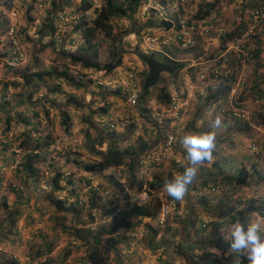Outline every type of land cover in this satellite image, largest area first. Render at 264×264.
Returning <instances> with one entry per match:
<instances>
[{
    "label": "rangeland",
    "instance_id": "1",
    "mask_svg": "<svg viewBox=\"0 0 264 264\" xmlns=\"http://www.w3.org/2000/svg\"><path fill=\"white\" fill-rule=\"evenodd\" d=\"M3 1L0 0V22H2L0 28L1 24L5 22L3 19ZM50 1L22 0L20 37L26 48V62L14 69L0 66V81L7 84L5 87L0 85V142L7 140V143L3 145L0 143V264L1 261H7L11 258L17 260L19 264H46V258L51 259V262L47 264H191L180 253L176 252L177 244L183 242L181 230L179 229V233L175 231V229L183 227L181 221L191 219L193 215L195 216V225L199 218L202 220L213 219L214 203L219 197L237 200L239 205L245 204L248 199H253L257 203L264 202V182L238 186L226 178V175L235 174L236 168L242 164L249 168L254 164L260 173L264 174V123H261L264 109L255 106L249 100L252 85L264 87V62L259 63L260 60L264 59V30L260 31L259 36L261 41L259 56L253 60H242L234 70V79L230 80L229 83L221 80L223 75L215 66L217 59L223 55L221 52L218 55L216 53L217 39L219 38L216 33L211 35V39L200 40V43L194 48L175 49L172 53L164 51L169 54V58L181 61L183 65L175 76L165 71H158V83L166 87L165 89L169 91L170 95L183 92L188 97L189 108L181 120L184 121L180 123L182 129H174L175 146L172 149V155L157 166L146 169L144 180L146 187L148 181L158 183L159 187L150 189L151 198L157 197L159 201L166 202L170 206V216L166 223L171 226L176 225V227L173 228L172 226L171 233L169 231L164 233L163 227H157L158 234L152 242L157 246L151 250L144 244L149 238L146 224L148 223L153 227L156 225L154 219H142L143 227L137 223L133 226L142 227V231L136 236H130L128 230L125 234L126 229L132 226L127 225L125 229H118V234L104 233L96 249H93L90 244H83L74 239L71 228L75 225V221L71 219L70 215L55 211L53 206L47 202L46 194L51 189L49 184L51 177L55 171L60 173L70 171L75 180L69 184L64 179L59 180V185L62 188L51 191L53 196H68L69 199L65 200L71 202L77 193L81 194L83 202L77 204L81 207L78 219L88 220L91 216V221L87 222L85 227L91 224L95 230L98 226L104 225V229H109L112 226L110 224L117 221L118 218H123L126 221L129 219L128 213L123 212L122 216L117 217L116 220H109L113 210L106 211L111 206L109 199L115 194L110 183L111 175L117 181L124 183L128 181L129 169L135 165V158L143 151V148L140 149L139 146L143 140L155 141L154 137L161 135V129L155 127L156 132L149 134L147 132V115L144 112V116L143 110L140 109L141 114L139 115H136L135 110L132 111L128 108L122 110L119 105H124L123 100L116 97L112 89H95L94 85L85 84L86 77H83V82L78 84L75 81L73 83L60 81L53 76L47 77L44 81L50 87L59 81L64 93H66V97L59 98L57 96L56 99L50 97V92L47 89L43 87L33 89V87L26 86L22 82V79L17 76L22 69H45L60 61L69 64V61L62 54H59L60 49L62 47L63 50L73 51L77 46L78 34L71 29L69 23L58 24L56 19L55 22L58 24L57 40L48 44L49 37L38 38L37 28L33 26L36 21L38 25L47 15ZM53 1L57 2L58 0ZM78 1L71 0L69 3H63V13H75L71 11L74 10ZM91 1L96 8L101 2V0ZM207 1L209 0H185L180 5V14L186 18L194 19L198 6ZM255 1L246 0V4L238 7L232 4V0H222L218 11L212 12L207 20L217 26L214 29L216 32L221 29L229 31L241 19L246 23L243 32L251 26L253 29L254 23L249 18L248 11L249 5ZM58 12L60 11L56 13L58 14ZM77 14L80 16L79 12ZM175 14V12L170 13L172 16ZM85 16L87 18L92 17L93 10L89 9ZM131 17L132 20L138 19L135 22L146 29L147 25L144 26V19L140 20L134 13ZM130 26L131 24L125 18L112 19V31L116 37L118 34L120 38L115 42L99 33L96 43L97 60L99 64L109 60L112 47L117 45L121 50V62L135 63L134 66L142 85L145 77L147 80L148 76H145L146 67L137 58L136 51L139 50L144 53L153 51L145 50L142 45L138 44L135 29L130 33L123 31V28ZM247 36L241 46L242 52H246L248 45L253 42V38L249 36L247 39ZM69 37L75 38L71 44L67 43ZM228 45L229 43L226 46ZM160 53L153 52L152 55L161 59ZM58 66L59 68L62 67L60 64ZM68 68L72 74L80 69L72 64H69ZM211 68L218 69L215 76L209 72ZM220 70L222 73L224 72V68ZM102 71L100 73L104 74ZM201 72L205 76L200 77ZM220 80L231 87L233 97H235L234 101L245 108L247 112L245 121H232L225 114L207 109L204 105L207 104L208 96L218 91L217 83ZM155 87L156 84L152 85L146 94L147 97H150L146 101L149 108L154 103ZM29 90H33L31 95H28ZM202 103L203 106H200ZM103 107H106L105 112ZM200 107L201 115H198ZM44 109L47 110V113H44ZM62 112L67 113L68 117L72 118L68 130H65V125L61 122L64 119ZM217 115L221 117L222 123L219 128L213 129L211 122ZM195 116L197 117L192 123L191 119ZM111 121L116 124L114 130H108V123ZM120 124L122 127L125 124L122 132H118L121 130ZM175 125L179 126L178 124ZM188 131H214L216 149L213 152V159L199 166L197 177L189 185L186 196L177 201L168 196L164 190V184L165 181L183 172L181 163L185 165L188 163L187 153L180 144L181 137ZM135 133H138V136H135ZM24 134H28L40 142L50 140L45 150H37L42 162L40 161L37 165V175L32 177L25 176L26 173L20 169V163L15 165L16 155L11 149L20 143ZM252 139L255 140L254 149L249 148ZM107 144L119 149H132L134 153L132 156L126 155L124 165L111 167L100 175L88 177L80 164L97 159ZM48 164L50 166H47ZM46 167L47 172L44 170ZM90 181L96 183L95 186L98 191L91 193ZM203 182L205 185H202ZM69 187L74 191L70 193ZM15 189L20 190L19 196H16ZM90 196L93 197L94 207L89 205ZM118 205L117 207L122 206ZM7 211L17 212V221L11 230H8V223L5 220ZM105 212L106 214L103 215ZM62 215H65V219L61 218ZM176 216L177 218H175ZM250 220L260 221L264 225V214L252 213L248 222ZM133 222L136 221L133 219ZM229 227L230 225L224 224L219 228L225 250L211 248L216 259L213 262H207V264H235V262L236 264H246L244 257L231 251L230 246L226 244L230 242L224 237L229 234ZM191 231L192 229H189L190 235ZM162 235H165L163 237L165 238L164 242L162 238H159ZM20 240L28 241L33 245L31 248L30 246L27 247ZM48 243L49 246H52L49 253L35 255L37 249L43 250ZM65 252L67 254L64 256ZM26 256L29 258L26 259ZM158 256H162V259L158 260ZM194 263L198 264L197 262Z\"/></svg>",
    "mask_w": 264,
    "mask_h": 264
},
{
    "label": "trees",
    "instance_id": "2",
    "mask_svg": "<svg viewBox=\"0 0 264 264\" xmlns=\"http://www.w3.org/2000/svg\"><path fill=\"white\" fill-rule=\"evenodd\" d=\"M71 0H58L57 2H54L53 0L50 1V7L47 12V15L41 20L40 23L36 26L37 28V35L38 38H44L49 37L48 44H52L57 40V23L55 22V19L58 14L63 13V3H69ZM73 1V0H72ZM146 0H101L99 6L96 8L93 6V2L91 0H79L77 5L74 7V10L71 12L80 13L79 19L72 25H69L71 29L78 34V42L75 50L73 51H66L63 50L62 47L60 49L59 54H62V56L69 61V64L76 65L80 69L74 72L72 74L68 68L69 64H66L65 62H57V64L50 65L46 67L45 69H31L24 68L18 73V77L22 79V82L26 86H31L33 89L37 88H45L47 89L51 98H64L66 97V93H64L61 83L57 81L55 84H53L51 87L48 85L47 82L44 80L47 77H55L57 80L65 81V82H77L81 83L83 82V76H86L88 72L90 74L96 73L97 71L104 70L108 73L111 71H114L117 67H119L121 62V50L117 45L113 46L110 51V59L106 62L99 64L97 60L98 52H97V36L99 33H102L105 37L111 39L112 41H118L120 37L117 34V37L115 33L112 31V19L121 17L125 18L129 21L131 24L130 27L123 28V31L125 33H130L134 31L137 33V39L138 44H141L143 34L151 32L153 30H156L158 28L164 29L167 28L170 25V21L164 20L163 16L164 14L161 13L157 9H152L149 11L147 15L140 16L139 15V7L144 4ZM222 0H209L201 5L198 6V9L195 12L194 19L187 18L188 21L194 23L200 22L201 24L205 26H209L208 31L205 35L202 36H195L194 42L195 45L191 48H194L195 46L200 43L199 41H203L211 39V35L213 33L218 34V47L216 49L217 55L220 54V52L223 54L221 55L217 61L215 62V66L219 68L220 73L224 76H222L223 81H227L228 83L231 82L230 80L234 79L235 75V68L240 65L242 60L247 59H255L259 56L261 52V41L259 39V36L261 34V30H264V22L261 23H255L253 29L250 33H248L247 39L250 36V38H253L252 44L248 45V49H246V52H237V51H224V49L227 47L226 45L230 43L231 41L235 40L236 38L240 37V35L243 33V30L245 28L246 23L243 19L239 20L237 24L232 26V28L229 31H224L221 29L219 32L214 31V28L217 27L216 25H213L209 20H207L208 16H211V13H215L219 9L220 2ZM185 2V0H184ZM164 4V3H163ZM246 4V0H245ZM182 5V4H181ZM262 5V0H258L256 2H252L249 5V9L251 10L254 7H258ZM9 8V4L5 2L3 9L7 10ZM164 8V7H163ZM93 10V16L92 17H86L85 13L89 10ZM180 5H178V8L176 11H174L177 14H180ZM170 13H173L172 10L167 9ZM57 11L58 14L56 13ZM178 11V12H177ZM136 14L137 18L140 20H145L144 26H146V29L142 28V25L140 26L138 24V19L132 20L131 15ZM181 15V14H180ZM172 16V15H170ZM29 18L32 20V18L29 16ZM211 19V17H209ZM250 18V17H249ZM33 22V20H32ZM135 22V23H134ZM2 23V22H0ZM5 26V22L1 24L0 32L3 31ZM256 26V27H255ZM257 29V30H256ZM21 33V30H20ZM134 34V33H133ZM140 37V39H139ZM74 37H69L67 40V43H72ZM186 48V49H191ZM175 46H163L162 50L159 51H153L159 52L162 57L161 59L156 58L153 56V52L144 53L142 51L137 50V58L139 61L145 65L146 71L145 76H148V79L145 80L142 83L141 92L139 94L138 101L136 102V110L141 114V110H143V114L146 110L141 108L140 103H145L147 98V93L150 90V87L152 85L156 84L155 87V93H154V100L158 104H166L170 99V93L166 87L163 85H160L158 83L159 77L158 74L160 71L168 72L170 75L175 76L178 70L182 67V62L178 60H173L169 58V54L164 52H173L175 50ZM185 49V50H186ZM180 50V49H179ZM184 50V49H181ZM61 56V57H62ZM62 57V58H63ZM264 62L263 60H260L259 63L262 64ZM58 64L62 65V67L59 68ZM224 68V72L220 69ZM159 71V72H158ZM158 72V73H157ZM157 73L156 76L153 77V75ZM89 74V75H90ZM74 75V77H73ZM219 81L218 84V91L216 93H213L211 96H208L207 98V104L211 100L218 99L222 96H224L230 89L229 85H226L222 83V81ZM92 84L94 85L95 89L100 88L97 84L93 82L91 77H86L85 84ZM152 84V85H150ZM1 87H5L7 84L2 83L0 81ZM264 87H259L258 85H252L250 93H260ZM33 90L28 91V95H31ZM110 93V91H109ZM113 93H117V91H113ZM179 94V93H178ZM69 95V94H67ZM58 96V97H57ZM72 97V96H70ZM123 99V97H121ZM54 101V100H53ZM205 102V101H204ZM106 104L108 102L106 101ZM207 104H204L207 106ZM203 106V103L200 105ZM106 107H103V110L105 112ZM198 115H201V107L198 109ZM44 113H47V110L44 109ZM64 119L61 120V122L64 123L65 130H68L69 128V122L70 118L68 117L67 113L62 112ZM144 114V116H145ZM262 120L261 123H264V113L262 114ZM197 116L191 119L192 123L195 121ZM199 117V116H198ZM26 122V121H24ZM28 122V121H27ZM6 123H8V120H6ZM66 123V124H65ZM151 133V130L148 132ZM112 137V136H110ZM161 139V135H157V137L154 139L155 141ZM143 140V139H142ZM49 141H39L37 139H34L32 136L28 134H24L21 137L20 143H17L16 146L21 149V151H24L21 159L20 157V169L24 171L26 174V177H32L37 175V165L40 163L42 159H40L38 156L39 154H33L31 150H40L43 151L46 149V147L49 145ZM155 141H146L143 140V143L141 144L140 149L143 151L138 154V156L135 158V164L138 162V160L141 158L142 154H144L145 150L148 148H151L155 145ZM156 141V142H157ZM2 145L7 143V140L0 142ZM134 151L132 149H119L111 145H106L105 149H103L99 154L100 156L97 159H92L86 162H82L80 164L82 170L84 173H86L89 176L91 175H100L103 173L106 169L111 167H118L125 164V157L126 155L132 156ZM131 158V157H130ZM132 160V159H131ZM42 162V161H41ZM18 163V164H19ZM160 163H152V167L157 166ZM47 166H50L48 164ZM127 166H129V163H127ZM49 170L50 167H48ZM18 169V168H17ZM17 171V170H16ZM65 172H69V174H64ZM70 173V171H64L62 173L56 172L51 177L50 181V192L46 194V200L47 202L53 206L54 210L57 212H61L63 214H69L71 219L75 221V225L71 228L74 239L77 241H80L83 244H90L93 249H96V246L100 243L102 236L104 233H115L118 232V229L120 228L125 229L127 225H132L130 228L126 229L125 234L127 230L132 229L133 226L137 223H142L141 219H153L158 211L159 204L163 201H159L157 197L150 198V202L147 205H137L132 202L130 199V192L133 191L136 188L141 187V183L137 182L135 178V165L129 169L128 175L129 179L125 183L122 181H117L116 178H113L111 175L110 183L113 189L115 190V194L111 199H109V204L111 205L109 209L106 212H109L119 206L118 204L122 205L119 207L120 212L118 213V217L122 216L123 212L128 213L129 219L126 221L123 218H118L117 221H113L110 225L109 229H104V225H101L99 228L97 227L95 230L91 229L90 227H85V224L87 222L91 221V216L88 220H79V211L81 210V207L77 205L76 196L74 197L73 201L66 202V198L68 196H63L61 199L53 196L51 191L54 190H60L62 187L59 185V180L64 179L66 183H72V181L75 180L74 175ZM226 178L231 180L234 184L238 186H247L252 184H259L260 182H264V174L260 173V171L255 167L254 164L251 165V168L247 167L246 165L242 164L238 168H236L235 174L232 175H226ZM91 182V181H90ZM145 182V180H144ZM75 183H77L75 181ZM67 184V185H68ZM158 183L156 181H148L147 182V190L149 191V194L151 193L150 189H156L159 187L157 185ZM66 185V186H67ZM202 185H205V182L202 183ZM72 187V185H71ZM69 187V192H73L74 189H71ZM68 189V188H66ZM16 196L20 195V190L15 189ZM91 193H94L96 190L93 187H90ZM94 191V192H93ZM78 194V193H77ZM90 204L94 207L93 203V197L90 196ZM69 199V198H68ZM5 206V204L3 203ZM106 212L103 214L105 215ZM16 211L11 212L7 211L5 220L8 223V230H11V227L15 224L17 221L16 217ZM252 213H257L258 215L264 214V202L257 203L253 199H248L245 204L239 205V202L237 200H231L227 197H219L216 199L214 203V217L213 219L209 218L208 220H202L197 219V224L195 225L194 215L193 218L188 219L185 221H181L183 224V227H179L178 229H175L177 233H179V229L181 230V237L183 239V242L177 244L176 252L180 253V255L184 258H186L188 261H190L191 264H195V260L198 264H207V262H213L215 258V254L210 251L211 248H217L221 251L225 250L224 242H222L221 238V232L220 227L224 224L231 225L232 223L239 220L241 223L247 224L249 216ZM62 219H65V215L61 216ZM177 218V216L175 217ZM136 221L135 223L133 222ZM145 222V221H144ZM165 221L163 225V232L166 233L167 231H171L172 226L175 228L176 225H169ZM180 226V224H179ZM189 229H192V233L190 235ZM146 231L149 232V238L147 239L146 246L149 247L151 250L156 248L157 244H153V240L158 234L157 227H153L150 224H146ZM175 232V233H176ZM171 233V232H170ZM165 235L159 236V238H162V241L164 242L165 238H163ZM189 238V239H188ZM167 240L165 241L166 244ZM27 245V247H32V243H24ZM230 246V242L226 243ZM52 246H49V243L45 246L43 250L37 249L35 251V255H41L43 253H49ZM68 252V251H67ZM65 252L63 255L65 256L67 254ZM63 256V257H64ZM162 256H158V260H161ZM29 258V257H28ZM46 264L51 262L50 258H46ZM245 263L247 264V260L244 258ZM45 263V262H44ZM1 264H19L17 260L14 258H11L7 261H1ZM23 264V263H21ZM236 264V262H235Z\"/></svg>",
    "mask_w": 264,
    "mask_h": 264
},
{
    "label": "built area",
    "instance_id": "3",
    "mask_svg": "<svg viewBox=\"0 0 264 264\" xmlns=\"http://www.w3.org/2000/svg\"><path fill=\"white\" fill-rule=\"evenodd\" d=\"M9 4L7 10L3 9V19L5 21V26L2 32H0V66L8 69H14L25 64L27 54L24 43L21 40V9L22 0H4L3 5ZM184 0H146L144 4L139 7V15L144 16L149 13L152 9H157L164 14L163 19L170 21V25L167 28H158L151 32L143 34L141 44L145 50L151 51H161L163 46H175L176 49H186L191 48L195 45L194 37L205 35L208 31L209 26H205L198 23H192L188 21L186 17L182 14H175L170 16L167 9L173 12L177 10L178 5L183 4ZM164 3V4H163ZM234 6L241 7L245 4V0H232ZM164 7V8H163ZM249 17L252 23L264 22V0H262V5L254 7L248 11ZM79 19L77 13H60L57 15L56 20L58 24H74ZM37 23V21H36ZM34 23V28L36 27ZM215 29V28H214ZM252 26L247 28L240 37L231 41L229 45L224 49L223 52L232 50L237 52H242V43L244 38L250 33ZM220 31V30H219ZM218 31V32H219ZM216 69L213 73H216ZM89 75V74H88ZM204 74L201 72L200 77ZM89 77L103 89L117 90L118 95L123 97L124 103L127 107L133 108L136 104L137 98L140 93L139 78L136 69L133 64H128L124 68H117L109 74L93 73ZM250 99L254 105H257L264 109V89L260 92L250 93ZM189 108L188 97L179 92L177 95H171L169 101L166 104L156 103L152 107L150 112V117L157 125L163 129L161 134V139H159L155 145L151 148L145 150L141 158L135 164V178L137 182L141 183L140 188H136L130 192V199L133 203L137 205H147L150 202L151 195L146 189L144 182V176L146 174V169L152 167V163H161L166 161L172 155V149L175 145V134L172 126L175 123L184 122L181 121L183 117L187 114ZM210 109H215L220 114H225L231 120H246L247 113L242 107L237 106L233 103V95L230 92L228 95L224 96L221 100H215L210 102ZM109 128H114L115 125L110 123ZM138 136V133H135ZM254 139L249 144L251 149L255 148ZM12 151L16 155L15 165L20 162V157L24 151H21L19 147L14 145ZM33 154H37V150H31ZM47 160V159H46ZM47 162V161H45ZM47 172V167L44 169ZM64 174H69L65 172ZM91 186L98 191L95 186L96 183L90 182ZM62 198V196H58ZM67 199V198H66ZM77 204H82L83 198L81 194L76 196ZM120 212L119 207L113 209L110 213L109 220H116L118 213ZM170 213V207L166 202H161L158 207V211L155 218V224L157 226H162L166 217ZM94 219V217H93ZM95 220V219H94ZM108 220V221H109ZM91 229H94L93 225H89ZM141 231L132 230L129 235L134 237ZM21 241V240H20ZM23 243H29L28 241H21ZM28 258L27 256L25 257Z\"/></svg>",
    "mask_w": 264,
    "mask_h": 264
},
{
    "label": "clouds",
    "instance_id": "4",
    "mask_svg": "<svg viewBox=\"0 0 264 264\" xmlns=\"http://www.w3.org/2000/svg\"><path fill=\"white\" fill-rule=\"evenodd\" d=\"M77 42H78V39H76V43ZM128 64L134 65L135 63H131V62L122 63L117 68H124ZM214 69H216V71L218 72L217 68L209 69V72L212 73L213 76H215L217 74V72L213 73ZM102 72L104 74H109L108 72H106L104 70ZM136 72H137V69H136ZM88 74H90V72H88ZM88 74L86 76H83V77H89ZM137 75H138V73H137ZM73 77H74V75H73ZM139 84H140V92H141L142 87H141L140 79H139ZM231 90L232 89H229V91L224 96H226L230 92H232ZM113 91H115V90H112V92ZM115 94H114L115 96H117L119 99H121V97L118 95V91ZM232 95H233V92H232ZM224 96H222L218 99H215V100H221V99H223ZM138 98H139V96H138ZM138 98H137V101H138ZM121 100H123V99H121ZM215 100L209 101L206 108L210 109L209 108L210 102L215 101ZM234 100H235V97H233V103L237 106L242 107L241 105L237 104ZM249 100L251 101L250 93H249ZM123 103H124V100H123ZM155 104H156V102L154 100L153 106L151 105V108H149V106L146 102L142 103V104L140 103V105H142L141 108L144 110H147V113H146L147 120H148L147 121V129H148L147 132H149L150 130H151V132H156L155 127H157V125L154 123V121L150 117V112L152 111V107H154ZM122 106L124 107V110L128 108V109H131L132 111L135 110L137 112L136 115L140 114L135 109L136 106H134L133 108H130V107H127L125 105V103ZM242 108L245 110L244 107H242ZM210 110H215V109H210ZM228 119H230V118H228ZM232 121H234V120H232ZM236 121L243 122L245 120H236ZM110 123H113V125H116L114 123V121H111ZM110 123H108V125ZM180 123H175V124H178L179 126L177 127V125L174 124L172 126V128L181 130L182 126ZM221 123H222V119L219 115H217L211 122L212 128L213 129L219 128L221 126ZM124 126H125V124L123 125V127ZM123 127L120 124L121 130H119L118 132H122ZM157 128L161 129L160 127H157ZM109 129L114 130L115 128H109V126H108V130ZM162 132H163V129H161V134H162ZM156 137H157V135L154 137V139ZM180 144H181L182 148L187 153L188 163H187V165L181 163L180 166L183 168V172L178 174V175H175L172 179L165 181V184H164V190L166 191L168 196L172 197L173 199H175L177 201L182 200L186 196V194L188 192L189 185H191L197 177V174L199 171V166H202L205 162H210L213 159V152L216 149V134L214 131H188V132L184 133V135L181 137ZM174 146H173V148H174ZM249 148H250V146H249ZM38 157H40V156H38ZM211 190H213V187H211ZM169 216H170V213L166 217V220ZM153 219H154V223H155V218H153ZM140 225L143 227V222L140 223ZM163 225L162 226L156 225V227H163ZM141 226L140 227H133L132 229H129L128 233L132 230H138V229H140V231H142ZM87 227H89V226H87ZM115 234H118V232H115ZM224 237L226 240L230 241V250L239 254L240 256H243L244 258H246L247 264H264V225H262L260 221L250 220L247 224H244V223H241L239 220H237L236 222H234L230 225L229 234L227 236H224ZM210 251H211V249H210ZM195 262H196V260H195Z\"/></svg>",
    "mask_w": 264,
    "mask_h": 264
},
{
    "label": "crops",
    "instance_id": "5",
    "mask_svg": "<svg viewBox=\"0 0 264 264\" xmlns=\"http://www.w3.org/2000/svg\"><path fill=\"white\" fill-rule=\"evenodd\" d=\"M257 1H258V0H256L255 2L257 3ZM199 63H200V62H199ZM116 97H117V96H116ZM112 102H113V100H112ZM119 107H120L122 110H124V107H123L122 105H119ZM77 118H78V117H77ZM70 119H72V118H70ZM70 121H71V120H70ZM77 127H79V126H77ZM77 127H76V128H77ZM77 129H79V128H77ZM147 131H148V129H147Z\"/></svg>",
    "mask_w": 264,
    "mask_h": 264
}]
</instances>
